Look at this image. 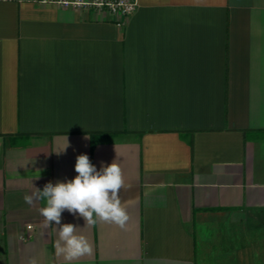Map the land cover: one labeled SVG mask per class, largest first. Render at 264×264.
Wrapping results in <instances>:
<instances>
[{
  "label": "crops",
  "instance_id": "crops-1",
  "mask_svg": "<svg viewBox=\"0 0 264 264\" xmlns=\"http://www.w3.org/2000/svg\"><path fill=\"white\" fill-rule=\"evenodd\" d=\"M65 1L93 0H0V264H230V227H264V0ZM80 154L120 166L129 219L65 210L93 247L69 262L24 196ZM259 236L237 264H264Z\"/></svg>",
  "mask_w": 264,
  "mask_h": 264
},
{
  "label": "clouds",
  "instance_id": "clouds-1",
  "mask_svg": "<svg viewBox=\"0 0 264 264\" xmlns=\"http://www.w3.org/2000/svg\"><path fill=\"white\" fill-rule=\"evenodd\" d=\"M75 172L77 175L71 180L49 181L42 190L34 187L31 194L24 196L28 205L43 202L39 212L45 226H59L58 239L54 243L56 255L69 262L90 256L93 247L84 235L77 234L76 225L61 223L65 210L83 218L87 226H95L99 220L124 228L129 219L120 199L124 186L122 170L115 161L107 166L102 164L97 170L87 154H80L76 157Z\"/></svg>",
  "mask_w": 264,
  "mask_h": 264
},
{
  "label": "rangeland",
  "instance_id": "rangeland-1",
  "mask_svg": "<svg viewBox=\"0 0 264 264\" xmlns=\"http://www.w3.org/2000/svg\"><path fill=\"white\" fill-rule=\"evenodd\" d=\"M246 224L240 227H230L229 233V262L230 264H237V259L246 256V248L248 245L253 244L259 235L264 233V227H255L254 221L249 220ZM210 232L207 229L197 230V237L199 245L202 241L210 236ZM253 247V246H252ZM246 253V254H245ZM241 254V255H240Z\"/></svg>",
  "mask_w": 264,
  "mask_h": 264
},
{
  "label": "built area",
  "instance_id": "built-area-1",
  "mask_svg": "<svg viewBox=\"0 0 264 264\" xmlns=\"http://www.w3.org/2000/svg\"><path fill=\"white\" fill-rule=\"evenodd\" d=\"M64 6H72L75 9H90L95 8L98 10H107L112 15L118 17V19H124L131 15L137 9L136 2L130 1H117V2H109L105 0H93L91 2H63Z\"/></svg>",
  "mask_w": 264,
  "mask_h": 264
}]
</instances>
